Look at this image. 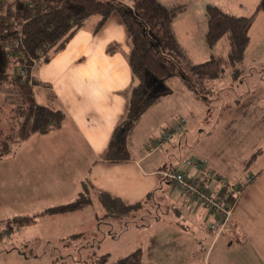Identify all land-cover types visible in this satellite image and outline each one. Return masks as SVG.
<instances>
[{
  "label": "rangeland",
  "instance_id": "374dc122",
  "mask_svg": "<svg viewBox=\"0 0 264 264\" xmlns=\"http://www.w3.org/2000/svg\"><path fill=\"white\" fill-rule=\"evenodd\" d=\"M159 1L183 7L171 25L178 43L176 61L195 81L189 66L225 57L229 48L226 39L214 47L206 45L207 6L247 17L255 12L260 0ZM98 19L90 17L76 33L68 56L84 57L87 71L101 70L105 88L91 78L78 81L71 72L72 63L58 69L50 63L34 71L36 78L54 87L60 96L58 100L48 98L43 86L36 90V100L65 111V120L58 129L32 135L4 159L8 175L7 192L3 193L6 203H0V264H85L88 257L102 255L114 262L137 250L140 264H253L236 250L231 251L223 237L213 244L211 236L202 238L200 221L187 220V210L178 205L181 195L171 185L157 181L155 201L117 216L108 214L94 197L85 176L91 154L88 145L93 143L86 134L81 138L71 119L74 115L80 117L88 106L86 96L91 97L96 89L107 93L109 88L108 94L101 91L103 111L97 116L90 114L88 119L79 118L96 130L106 146L121 113H125L126 106L120 104L118 92L133 85L125 27L114 12L95 32ZM248 36L236 74L230 66L220 77L207 82L206 89L211 88L213 93L188 90L180 72L170 76L155 104L130 130L118 132L112 146L134 164L144 158L137 165L141 178L157 180V176H143V172L169 167L185 171L188 160L201 161L214 178L219 176L230 188H237L241 205L238 203L236 210L240 207L239 213L248 218L238 232L251 236V241L259 238V245L264 247V173L259 177L257 174L264 171V13L255 15ZM100 45L107 49L109 57L118 54L120 60L115 57L111 64H105L100 58L105 52L94 54ZM181 121L185 123L183 128L169 141L160 143L167 130ZM191 175L200 181V176L194 172ZM213 187H217L216 183ZM248 187L241 199L242 190ZM80 194H86L82 200L87 202L81 210L42 215L50 208L74 201ZM125 200L126 204L138 201ZM171 205L181 212L177 214ZM16 216L31 217L34 223L19 225L13 221ZM257 257L250 259L255 262Z\"/></svg>",
  "mask_w": 264,
  "mask_h": 264
},
{
  "label": "trees",
  "instance_id": "16d2710c",
  "mask_svg": "<svg viewBox=\"0 0 264 264\" xmlns=\"http://www.w3.org/2000/svg\"><path fill=\"white\" fill-rule=\"evenodd\" d=\"M182 9L181 5L168 6L159 0H0V159L32 135L62 127L64 111L36 100L35 88L41 82L33 72L35 67L63 50L92 16L99 18L94 30L97 32L116 12L129 35L128 65L133 85L126 93L127 112L112 134L107 153L109 160L127 158L112 146L114 137L118 132L130 130L139 121L157 101L170 76L180 72L190 90L213 93L211 88L206 89L207 82L220 77L227 67L235 70L242 62L255 15L264 13V0H260L255 12L247 17L225 13L217 6H207L206 45L214 47L219 40L226 39L229 48L225 57L189 66L195 81L176 61L178 43L171 25ZM200 181L207 187L206 176ZM84 196L86 194H80L74 201L50 208L42 215L79 211L87 204L82 200ZM98 198L108 214L117 216L141 209L156 197L154 190L134 204H126L102 192ZM227 201L230 205L234 203V199ZM13 221L24 226L34 223L27 216L15 217ZM87 259L85 264H140V250L114 262H110L107 255Z\"/></svg>",
  "mask_w": 264,
  "mask_h": 264
},
{
  "label": "crops",
  "instance_id": "0c3cea01",
  "mask_svg": "<svg viewBox=\"0 0 264 264\" xmlns=\"http://www.w3.org/2000/svg\"><path fill=\"white\" fill-rule=\"evenodd\" d=\"M81 29H83V27ZM81 29H79L76 33H78ZM75 34L72 36L73 38L69 40V42L67 43L66 47L63 50L53 54L48 62L35 67L34 71L50 63H52V65H54V67H56L57 69L59 67L61 68L62 66H66L67 68L68 65L72 63L71 68H74V69L71 70V72L74 73L73 75L78 81L91 78L92 80L96 81L99 87L101 86L105 88L102 82V77H100V76H103V73L101 72V70L91 72L90 69H88L87 71L85 67L86 60L84 59V57H81L79 54H73L71 57L68 56V53H69L68 50L69 48L72 47L71 44L73 43V41L75 40L77 36V34L76 35ZM97 47H98V52L94 54H100L101 52L102 53L105 52L104 55H106L107 57L104 55L100 57L105 64H111V62L114 61L115 57H116L115 60L117 61L120 60V56L117 57L118 54L109 57L108 55L109 53L106 48H103V46L101 47V45ZM128 49L130 52L129 41H128ZM127 62H128V58H127ZM131 80H132V74H131ZM39 81L41 82V84L36 87L35 93H36V90L43 88V86H45L46 88H44V90L46 91L48 98L52 97V99L58 100L60 96L58 97L57 90H55L54 87L48 86L46 82H42L41 80ZM184 85L185 87H187L186 84ZM130 86L127 89H123L118 92L120 94L119 97H121V100H122L120 104L123 107L126 106V108L124 107L125 113L124 114L121 113L120 115L121 118L118 120V123L116 124V126H118V124L121 122V120L124 118L127 112L128 98H127L126 93L129 90ZM106 89L108 91L107 93H105L106 90L96 89L92 93L91 97L86 96L85 101L88 106L84 108V111L81 113L80 117L74 115V117H72L73 119H71V123H73L74 125L73 127L80 134L81 138L83 139L86 134L89 140L93 143V146H90L87 144L91 151V154H90V162L87 165V173L85 176L90 181L89 186L91 185L92 189L94 190L93 191L95 193L94 197L97 198L98 202H100L98 198V194L102 192V193H106L110 195L111 197L119 198L124 203L125 201L127 202V200H125L126 198H129V199L134 198V200H138L136 202H139L144 196H146L148 193L156 189L159 181L160 183H166L168 185L173 186L170 182L163 180L162 177L160 176V172L166 169H162L160 171L156 170L155 172H147V171L143 172V176L151 177V175H155L159 178L157 180L151 179V178H145V177L141 178V171L138 168L139 166L138 164H140V162L143 161L144 158H138V160L135 161V164L132 162L130 157H127L126 159L116 160V161L109 160L107 157V153L110 147L112 136L109 140V143L106 146H103L101 142L102 138L100 135L96 133V130L89 125L87 126L83 121L79 120V118L81 117L88 119V117L91 115L97 116L103 111V106L101 105L102 103L101 93L104 91V94H108L109 88L106 87ZM187 89L190 90L188 87ZM43 104L50 105L52 107L54 106L52 104H47V103H43ZM8 155L0 159V203H6V197H5L6 194L3 195V193L7 192V185H6L5 179L8 175L7 174L8 167H6V164L8 162H6L4 159L8 157ZM169 168L179 169L178 167H169ZM203 169L206 172L210 171L208 169L206 170V166ZM191 173L193 172L191 171ZM263 173L264 171H262L261 169L260 173H257L258 177ZM218 178L223 180L219 176ZM206 179H207L206 186L214 190L213 186L215 185V183H212V180L210 178L206 177ZM257 185H260V183ZM249 189L250 187L246 188L244 191L242 190L241 199L243 198V196L245 195V193H247ZM10 194H11V190H10ZM179 195H181V201L179 200L180 203L178 205H180L179 207L183 208V210H187V215H186V218H188L187 220L192 221V222L200 221V234L202 238L211 236L213 238L212 240V244H213L220 237H223L225 243H227V246L230 248L231 251L236 250L239 253V255L245 256V259H247L248 261H251L253 264H264V247H261L259 245V238H253L251 241V236L244 235V233L242 234L241 232H238L239 230L238 228L242 229L245 220L248 219L246 218L245 213H242V214L239 213L240 207L238 208V210H236V208L240 204L239 201H237V198L239 196L238 194H237V198L234 201V205L232 207V216L230 218L229 225L221 235L220 234L216 235V233L210 229L212 217L209 215V210L208 208L205 207L204 204L200 205L195 202L188 203L183 193H180ZM134 203L130 202L129 204H134ZM171 206L173 207L175 205H171ZM173 210L177 214L181 212L180 210H178V208L175 209L173 207ZM19 217H25V216H19ZM178 218L183 219L184 216H178ZM250 256H259L255 258L256 263L250 259ZM48 264H57V263L50 262Z\"/></svg>",
  "mask_w": 264,
  "mask_h": 264
},
{
  "label": "built area",
  "instance_id": "2783aa9c",
  "mask_svg": "<svg viewBox=\"0 0 264 264\" xmlns=\"http://www.w3.org/2000/svg\"><path fill=\"white\" fill-rule=\"evenodd\" d=\"M185 123L183 121L177 123L175 126L167 130V132L161 137V142L169 141L174 133L179 132ZM161 144L157 146L160 148ZM200 162L187 161L185 166L186 170L181 171L179 169H166L160 172V176L163 180L170 182L174 189L185 195V199L188 203L204 204L208 207L209 215L213 219V223L210 225V229L217 235L225 228L229 223L232 216L233 204L226 203L227 199L237 198L236 188H230L229 184L220 178H214L212 174L206 172ZM191 171L196 175L203 178L204 176L214 180L217 187L214 190L209 189L201 185L199 179L192 176ZM229 202V201H227Z\"/></svg>",
  "mask_w": 264,
  "mask_h": 264
}]
</instances>
